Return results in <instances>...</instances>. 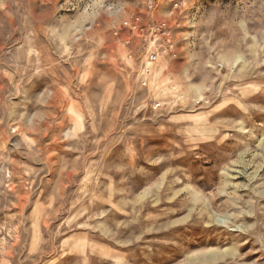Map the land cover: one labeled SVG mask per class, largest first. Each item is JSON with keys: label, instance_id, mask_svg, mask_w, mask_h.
<instances>
[{"label": "rangeland", "instance_id": "rangeland-1", "mask_svg": "<svg viewBox=\"0 0 264 264\" xmlns=\"http://www.w3.org/2000/svg\"><path fill=\"white\" fill-rule=\"evenodd\" d=\"M0 264H264V0H0Z\"/></svg>", "mask_w": 264, "mask_h": 264}, {"label": "built area", "instance_id": "built-area-1", "mask_svg": "<svg viewBox=\"0 0 264 264\" xmlns=\"http://www.w3.org/2000/svg\"><path fill=\"white\" fill-rule=\"evenodd\" d=\"M150 26H151L152 30L155 33L161 34V35H163L165 37H168L169 34H170V29H169L168 25L165 22L153 21V22L150 23ZM149 57H150V59L152 61H155L158 58V53L155 52V51H152L149 54Z\"/></svg>", "mask_w": 264, "mask_h": 264}]
</instances>
